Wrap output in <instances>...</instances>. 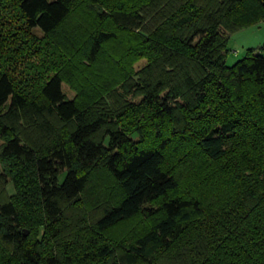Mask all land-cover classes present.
Listing matches in <instances>:
<instances>
[{
    "label": "trees",
    "instance_id": "16d2710c",
    "mask_svg": "<svg viewBox=\"0 0 264 264\" xmlns=\"http://www.w3.org/2000/svg\"><path fill=\"white\" fill-rule=\"evenodd\" d=\"M263 20L264 0H0V264H264V47L226 62Z\"/></svg>",
    "mask_w": 264,
    "mask_h": 264
},
{
    "label": "rangeland",
    "instance_id": "374dc122",
    "mask_svg": "<svg viewBox=\"0 0 264 264\" xmlns=\"http://www.w3.org/2000/svg\"><path fill=\"white\" fill-rule=\"evenodd\" d=\"M36 33L41 37V33L36 30ZM228 53L226 57V62L229 66L234 65L237 63L239 60L245 57L246 53L250 49L258 50L262 47H264V20L259 22L258 24H255L253 26L244 28L242 30L236 31L232 34L228 35ZM143 64V63H142ZM63 88L67 95L72 98L74 97L75 93L70 89V87L67 84L63 85ZM194 148V147H193ZM191 147V150H193ZM182 168L184 170L182 171V174L184 173L187 175L188 179H196L199 181V184L202 182L203 179L208 177L209 171L210 173H222L223 176L226 177L227 173L222 172L220 169H216V166L213 167L212 170L209 168L211 166H208L203 163L202 160L198 161L197 160H192V158H189V160L186 163H182ZM199 168L197 172L192 173V168ZM209 179V178H208ZM208 179H206L203 182V185H206L208 182ZM10 194H13V189L9 187ZM94 192V188L92 187L88 191V197L86 198V202L91 205L92 204V193ZM127 229H129L127 227ZM125 231V229H124ZM123 231V233H124ZM128 231V230H127ZM26 236L30 234V231L28 229H25Z\"/></svg>",
    "mask_w": 264,
    "mask_h": 264
},
{
    "label": "water",
    "instance_id": "95a60500",
    "mask_svg": "<svg viewBox=\"0 0 264 264\" xmlns=\"http://www.w3.org/2000/svg\"><path fill=\"white\" fill-rule=\"evenodd\" d=\"M26 234V233H25Z\"/></svg>",
    "mask_w": 264,
    "mask_h": 264
}]
</instances>
